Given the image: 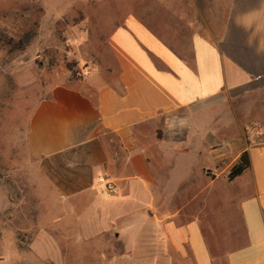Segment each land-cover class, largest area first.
Masks as SVG:
<instances>
[{"label":"crops","instance_id":"1","mask_svg":"<svg viewBox=\"0 0 264 264\" xmlns=\"http://www.w3.org/2000/svg\"><path fill=\"white\" fill-rule=\"evenodd\" d=\"M155 5L158 25L149 9L109 34V67L37 103L27 150L69 163V201H143L126 229L111 224L113 260L264 264V0ZM218 186L224 205L207 209Z\"/></svg>","mask_w":264,"mask_h":264},{"label":"rangeland","instance_id":"2","mask_svg":"<svg viewBox=\"0 0 264 264\" xmlns=\"http://www.w3.org/2000/svg\"><path fill=\"white\" fill-rule=\"evenodd\" d=\"M156 3L0 0V264H139L111 259L109 241L111 224L126 229L129 220L122 215L130 212L136 220L143 201H69L67 188L77 185L69 163L31 156L27 134L32 111L53 88L81 85L89 73L111 65L107 38L127 15L152 9L158 25ZM29 33L33 37L22 50L12 47ZM249 112L253 115L254 109ZM223 197L216 187L207 209L221 210ZM125 234L130 237L132 231ZM223 235L216 224L220 243Z\"/></svg>","mask_w":264,"mask_h":264},{"label":"trees","instance_id":"3","mask_svg":"<svg viewBox=\"0 0 264 264\" xmlns=\"http://www.w3.org/2000/svg\"><path fill=\"white\" fill-rule=\"evenodd\" d=\"M33 37V33H29L24 35L20 40L17 42H13L11 45L13 48L22 50L31 40ZM69 68H72V65H68ZM249 165L248 156L246 152H243L240 155L239 161L232 167L228 174V179L231 180L234 177L240 175Z\"/></svg>","mask_w":264,"mask_h":264},{"label":"built area","instance_id":"4","mask_svg":"<svg viewBox=\"0 0 264 264\" xmlns=\"http://www.w3.org/2000/svg\"><path fill=\"white\" fill-rule=\"evenodd\" d=\"M106 191L109 194H115L116 193V189L115 188H112L110 185H107L106 186Z\"/></svg>","mask_w":264,"mask_h":264}]
</instances>
